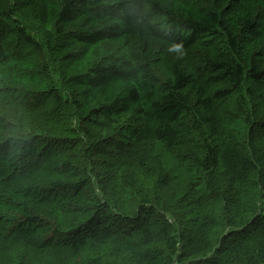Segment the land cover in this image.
<instances>
[{"label": "trees", "instance_id": "obj_1", "mask_svg": "<svg viewBox=\"0 0 264 264\" xmlns=\"http://www.w3.org/2000/svg\"><path fill=\"white\" fill-rule=\"evenodd\" d=\"M193 1L57 0L51 13V33L44 39L29 32L30 24L12 3L0 12V40L2 35L6 39L11 33L16 42L15 47L0 44V104L15 108L22 115L39 113L43 118L45 114L43 120L47 122L56 117L58 121H74L77 132L89 145L90 150L84 154L86 168L95 164L97 155L113 148L120 185L131 193L136 203L128 212L132 216H121L128 229L126 235L136 236L128 248V264H264V211L254 218L226 217V227L246 230L245 236L251 235L253 243L236 245L234 257L220 259L213 240L199 237L192 229H178L175 222L164 216L170 207L161 191L170 185V175L162 155L153 156L148 165L134 153L137 147L150 143L160 145L164 151L185 147L187 130L202 138V154L191 150L193 145L181 154L193 165L198 178L212 173L217 164L229 175V182L238 185H245L251 175L264 172V151L257 145V133L264 130V48L255 51L247 64L227 55L239 56L238 52L264 37V8L257 13L248 10L246 13H252V17L242 19L233 29L230 22L234 23L235 19L231 15L243 7L242 0H230L219 11L210 1ZM133 33L153 40V46L168 45L180 51L220 40L221 49L226 52L203 56L190 70L175 60L163 79L156 69L160 56L153 46L148 51L137 45L129 49ZM116 43L121 44V50L101 55L100 59L88 55L74 60L82 49L92 51ZM59 46H70L71 51L62 57L72 58L71 65L58 64L55 60ZM31 56L34 58L30 59ZM22 86L30 90L18 88ZM48 98L53 107L42 111L39 103L45 105ZM224 115L243 122L249 156L230 141L213 143L205 137L207 133L218 134ZM25 125L0 117V204L17 208L15 213L0 217V238L12 243L22 241L37 251L65 247L66 241L62 240L65 236H59L56 229L44 238L37 236L47 223L32 211L31 204L33 207L52 204L55 202L52 196H56L53 194L77 192L83 182L56 180L51 190L35 185L26 189L19 186L22 196L32 198L17 206L19 197L6 189L15 188L12 184L43 169L46 163L42 160H49L53 149L49 144L61 140L24 139L18 134ZM98 129L107 134L98 135ZM59 134L57 130L56 135ZM41 143L43 146L38 149ZM133 166L139 174L131 173ZM35 167V172L30 173ZM200 185L222 198L219 188L208 179H202ZM225 201L228 208L229 202ZM93 208L99 209L98 214L111 212L108 203ZM94 214L97 213H91ZM153 216L161 218L156 228L151 221ZM219 225L217 219L208 217L201 232ZM84 228L75 229L77 238L73 235L75 230L68 232L67 242L72 239L68 244L70 251L75 254L90 251L93 257L87 258L86 264H103L99 249L88 245ZM90 237L91 242L109 240V229L102 228ZM6 260L7 264H29L21 253L14 258L7 254Z\"/></svg>", "mask_w": 264, "mask_h": 264}, {"label": "rangeland", "instance_id": "obj_2", "mask_svg": "<svg viewBox=\"0 0 264 264\" xmlns=\"http://www.w3.org/2000/svg\"><path fill=\"white\" fill-rule=\"evenodd\" d=\"M56 1L0 0V12L13 3V6L18 7L19 13L24 17L25 22L34 28L30 27L32 30H29V32L37 34L39 39H44L48 38L51 33V13L55 9ZM209 1L219 11L230 0H207L205 3ZM193 2H196V0ZM242 5L243 7L241 9L239 8L240 11L239 9L234 10L231 15L232 20L235 19L234 23L230 22V26L233 29L237 28L238 22L246 17H250L253 12L262 11L264 8V0H242ZM248 10L252 13H246ZM142 32L144 35L145 31L142 30ZM1 38L0 44L5 45L9 43L11 47L16 46L14 35L11 33L8 34V38L3 39V35ZM131 39L130 50L134 49L137 45L141 46V48L143 47L142 49L144 51H148L155 45L152 42L153 40L145 36L140 38L136 33L132 34ZM254 44L248 45V48L238 52L239 56L227 55L243 64H247L248 59L255 51L264 48V37L258 39ZM120 45V43H116L115 45L106 44L104 47H97L92 51L82 49L78 57L74 56V60L78 61L88 55L93 59H100L101 55L107 56L111 51L121 50ZM74 47L80 48L75 45ZM221 47L222 42L220 40L199 43L185 51H180L168 45L161 47L153 46L154 51L160 56L156 69L161 78L164 79L171 70V64L175 60H179L185 69L190 70L198 65L201 57H213L218 52H226ZM69 48L70 46L66 48L59 46V56L55 58L58 64L71 65L73 63L74 60L72 58L63 59L62 57L71 51ZM33 58L34 56L30 57V59ZM69 86L72 89H77L75 86ZM18 88L30 90L27 86ZM44 101L48 102L45 105L39 103L40 109L42 111L52 109V101L49 98ZM223 109L224 111H226L225 109L231 111L229 108ZM16 112L18 111L15 108L10 109L0 104V117L4 116L5 118L13 120L15 123L24 122L26 124L24 127H21L18 136L23 135L25 137L24 139L28 140L49 137L61 138V140L49 144L53 146V149L50 159L47 161L45 159L42 160V162L46 163L43 169L29 178L19 180L16 182L18 184H12V186L15 185V188H6L11 189L15 197H19L16 206L19 202L20 204H24L27 202L25 199L30 200L32 198L22 196L23 194L20 192L22 190L19 186L26 189L35 185L37 188H48L51 190L52 182L56 180L63 181L64 183L83 182V186L77 192L69 191L58 193V191H54L58 194H53L56 196H52L55 199V202L52 204H38L34 207L31 204L32 211L47 223L46 226L38 231L37 236L44 238L51 234L53 229H56L59 236H65L62 238V240L66 241L64 244L65 247L52 248L49 251H37L27 247L22 241H17L14 238L12 239L18 243H12L0 238V264H7V254H11L14 258L20 253L26 255L29 264H86L87 258L93 257L91 252L86 250L79 254L72 253L68 245L72 239L69 242H67V239L68 232H72L78 228L83 229L89 222H92V224L84 228V232H86L85 236L89 240V246L99 249L103 264H128V248L136 239V236L126 235L128 229L125 227V219H122L121 216H132L128 212L136 207V203L131 193L120 185V171L115 161L113 148H108L111 150H104V152L97 155L94 158L95 164L86 168L84 154L90 150L89 145L85 143L84 136L77 132L74 121H58L59 118L56 117L47 122L44 121L46 119L45 114L42 118L39 113L22 115ZM221 119L222 122L218 134L210 135L207 133L205 137L213 143H219L222 140L230 141L244 154L249 156L250 151L246 142L247 129L244 127L243 122L237 118L230 119L226 115ZM187 120L189 121L188 117ZM57 130L60 131L59 135H56ZM96 131L98 135L107 134L103 129ZM187 135H190V137ZM184 136L188 140L187 146L185 147L164 151L160 145L150 143L137 147V152L135 151L134 153H138L140 155L139 157L145 160L148 165H151L153 156L161 154L163 157L166 171L170 175V185L161 191L164 202L170 207L169 212L164 214V216L170 221L175 222L178 229H192L199 237L201 236L206 240H213L217 246L218 258H232L237 253L236 245L246 243L251 245L253 241L251 235L245 236L246 230L236 231L226 227L224 224L225 219L254 218L258 213L264 211V172L260 173V175L253 174L250 176L249 182L245 185H238L229 182V175L222 169L220 164H217L216 169L212 173H205L200 176V179L195 174L193 165L184 160L181 154L186 149H191L192 145L193 148L191 150L202 154V138L198 134H192L191 131L189 133L187 130L184 132ZM39 145L38 149L43 146L42 143ZM257 145L261 151H264V130L262 129L257 133ZM36 168L30 173L35 172ZM131 173L139 174V170L133 166ZM202 179H208L215 188H219L222 198L209 193L203 185H200ZM87 180L89 182L85 186L84 184ZM226 199L229 202L227 204L228 208H225V204L227 203L225 201ZM107 203L111 207V212L98 214L99 209L93 208L101 207ZM1 206L3 205L0 204V217L17 211L16 207ZM91 213L97 214L91 215ZM208 217L217 219L220 225L202 233V223ZM160 220L161 218L158 216L151 218L154 228L158 226ZM102 228L109 229V240L105 241L102 239L101 242H98L99 240L91 242L90 235L92 233L97 234V231H100ZM76 231H73L75 233L73 235L77 238L79 234Z\"/></svg>", "mask_w": 264, "mask_h": 264}, {"label": "bare ground", "instance_id": "obj_3", "mask_svg": "<svg viewBox=\"0 0 264 264\" xmlns=\"http://www.w3.org/2000/svg\"><path fill=\"white\" fill-rule=\"evenodd\" d=\"M2 2V1H1ZM4 3V2H3ZM6 8V7H5Z\"/></svg>", "mask_w": 264, "mask_h": 264}]
</instances>
